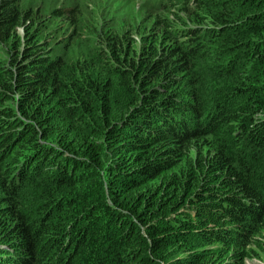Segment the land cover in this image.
<instances>
[{"label": "trees", "instance_id": "obj_1", "mask_svg": "<svg viewBox=\"0 0 264 264\" xmlns=\"http://www.w3.org/2000/svg\"><path fill=\"white\" fill-rule=\"evenodd\" d=\"M211 1L219 18L239 16L230 23L233 34L248 32L237 62L264 63V0ZM0 5L2 33L19 13L8 2ZM150 53L114 65L111 72L129 95L118 116L114 82L75 77L64 88L54 58L39 59L36 52L6 67L0 83V264H76L89 238L95 242L87 264H242L247 253L240 248L264 216L262 72L249 73L260 85L244 84L239 92L232 87L212 98L205 114L200 100L172 88V71L181 70L187 51L176 59ZM9 98L18 113L5 103ZM232 119L242 124L231 137L236 146H215L204 155L197 146L195 157L188 154L191 139L212 145L211 134ZM101 162L102 186L114 208L94 202L100 195L69 217L67 199L54 194L92 176L91 167ZM26 187L32 191L23 195ZM172 248L182 253L169 256Z\"/></svg>", "mask_w": 264, "mask_h": 264}, {"label": "rangeland", "instance_id": "obj_2", "mask_svg": "<svg viewBox=\"0 0 264 264\" xmlns=\"http://www.w3.org/2000/svg\"><path fill=\"white\" fill-rule=\"evenodd\" d=\"M2 2L16 7L19 15L13 27L0 33V83L7 78L6 67H11L14 59H24L34 52L39 54V59L49 55L54 58L53 63L61 76L59 83L64 88L70 86V79L75 77L114 82L111 102L118 116L125 111L122 104L129 95L122 90L120 81L111 71L123 57L127 61L135 60L154 51L163 55L170 53L171 58L176 59L185 49L188 58L177 60H182L181 70L172 71L175 77L172 88L182 95L191 93L193 98L200 100L205 114L209 101L221 98L232 87L239 86V89L235 88V92H239L244 84L260 85V81L249 78L250 72H262L258 80L264 79V63L247 59L237 62L245 48L242 40L249 37L246 31L239 33L241 28L233 34L230 23L239 16L232 15L230 20L219 18L211 0H0ZM209 27H214V32H209ZM231 57L233 63L230 66ZM261 82L264 84V80ZM257 89L259 98L262 97L261 103H264V88L258 86ZM110 97L111 94H106L108 100ZM242 98L243 104L248 106L251 101L246 103L245 97ZM5 103L15 114L19 112L12 99ZM55 104L50 102L48 107L54 110L57 108ZM237 121L232 119L227 126L211 134L212 145L202 144L206 138L191 139L188 154L195 157L197 146L203 155L211 154L215 146H236L237 140L231 143V137L241 131L242 124L236 126ZM103 168V162L91 167L92 176L54 194L67 199L64 202L68 204L65 210L69 217L79 215L87 204L83 201H91L100 195L102 197L94 202L102 204L105 210L114 208L110 194L106 192L107 186L105 189L102 186ZM31 191V187H26L22 194ZM94 242L89 238L83 245L76 264H87ZM240 249L247 253L242 264H264V216L256 222L248 242ZM181 253L172 248L169 256Z\"/></svg>", "mask_w": 264, "mask_h": 264}]
</instances>
